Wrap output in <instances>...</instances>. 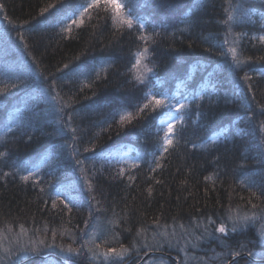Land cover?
<instances>
[{"label":"trees","instance_id":"obj_1","mask_svg":"<svg viewBox=\"0 0 264 264\" xmlns=\"http://www.w3.org/2000/svg\"><path fill=\"white\" fill-rule=\"evenodd\" d=\"M87 2L0 0V264H264V0H126L147 42L103 10L63 31ZM149 90L185 101L156 171Z\"/></svg>","mask_w":264,"mask_h":264},{"label":"snow or ice","instance_id":"obj_2","mask_svg":"<svg viewBox=\"0 0 264 264\" xmlns=\"http://www.w3.org/2000/svg\"><path fill=\"white\" fill-rule=\"evenodd\" d=\"M49 8L53 7V5H49ZM3 8V5H0V9ZM128 4L126 0H88L86 4H82L79 7L78 15L74 12L73 18H71V22L66 25L62 30L66 32H71V28L73 25L76 27H80L84 23V17L87 16L89 19L91 18L92 11L99 12L100 10H103L105 13L110 14L111 20L113 22V25L117 29L127 28L129 30H137L140 32V35L138 39L141 41H149L152 39L150 35L146 34L145 24L140 22L139 19L133 17L132 13L127 10ZM48 9L45 8L43 11H47ZM5 19L7 17L5 16ZM229 19H231V16H229ZM22 38V37H21ZM262 42H264V36H261L259 38ZM227 43V41H225ZM229 51L232 54L233 61L239 65L242 63V61L238 58L237 52L235 48L229 49ZM147 53V48L143 50V53H137V59L136 63L133 65V68H136L137 66L141 65V61L144 58L145 54ZM67 67V65H65ZM144 74H147L152 71V69L148 68L147 65H144ZM136 79L138 82L143 83L144 78L143 75H137ZM245 79H249V77L245 76ZM15 87V85H13ZM3 91H7V86H5V89ZM157 95H159V98H157ZM146 102L139 107V112L143 113L146 109L150 110H157L162 107L167 108L169 112L172 111V109H175L177 113L181 112L184 108V104H172L171 99H169L167 96L163 94H152L151 90H149V94L146 96ZM174 99V98H173ZM167 114V113H166ZM133 119V114L130 112H122L119 113V122L123 125L126 122H131ZM172 122L168 121H161L162 124H166V128L162 129L163 131V137H162V144L160 145V156L155 157V168L152 169V171H156V169L161 167L160 160L164 157L165 153H168L169 149L173 146L174 140L173 137L176 134V123H175V117H172ZM11 129H9L10 131ZM87 150V149H86ZM4 153H0V156H3ZM133 166H136L135 163ZM121 174H123V169H121ZM5 175H8V173H5ZM32 173H29L28 176H21V180L27 181L29 179V176H31ZM134 179V178H133ZM149 192H151V189H149ZM253 196H255V193H253ZM57 199H59V196H57ZM63 204V201H61ZM251 203V201H249ZM65 208H68L67 204H63ZM254 208L256 207L255 204L252 205ZM53 207H56V201L53 200ZM231 218V217H230ZM249 219L248 217H244L243 220ZM235 230V227L233 228ZM24 228L21 225V232H24ZM216 232L219 233H225L226 228L223 224L218 226L215 229ZM139 234V233H138ZM95 247L99 249L101 247L100 244H96ZM69 252H74L75 250L71 247L68 249ZM89 251H92L90 248ZM129 250L127 248L121 247L119 250L114 247H109L106 250L102 252H98L96 254L102 255L104 257V260L107 261H113V264H122L123 258L126 256L127 252ZM251 255V253H249ZM240 252L236 251L232 253L233 261H235V257L239 256Z\"/></svg>","mask_w":264,"mask_h":264},{"label":"rangeland","instance_id":"obj_3","mask_svg":"<svg viewBox=\"0 0 264 264\" xmlns=\"http://www.w3.org/2000/svg\"><path fill=\"white\" fill-rule=\"evenodd\" d=\"M159 98V97H157ZM174 98V99H173ZM172 104H184L185 101H181L180 99L177 98V96H170ZM169 112V111H168ZM172 117H175V123H178L181 120L182 117V111L177 113L175 109H172L171 112H169L164 118H162L161 121H168L172 122ZM164 128H166V124H162ZM109 155L116 161H118L121 164H126V165H133L134 163H137V159L135 156L130 152V148L127 146L119 147V149L113 150L109 153ZM38 172L37 170L35 171H28L27 174L32 173L35 174ZM49 264H53L52 262Z\"/></svg>","mask_w":264,"mask_h":264},{"label":"water","instance_id":"obj_4","mask_svg":"<svg viewBox=\"0 0 264 264\" xmlns=\"http://www.w3.org/2000/svg\"><path fill=\"white\" fill-rule=\"evenodd\" d=\"M152 253H153L152 251H147L136 264H139L146 256H148V255H150ZM44 257H45L44 255H30L27 258L23 259L22 261L18 262L17 264H23V263H25V262H27L29 260L34 259V258H44ZM54 257H55V259L57 261H59L62 264H70L67 260H65V259H63L61 257H58L56 255H54ZM238 257H247V254H245V253L244 254H240L239 256H236L235 259L238 258ZM260 261H264V260H260ZM232 262H233V257L231 258L229 264H231Z\"/></svg>","mask_w":264,"mask_h":264}]
</instances>
